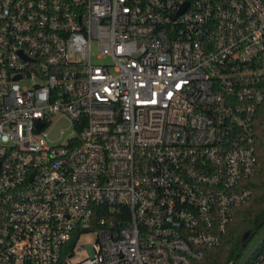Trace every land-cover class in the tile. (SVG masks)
Returning <instances> with one entry per match:
<instances>
[{
    "label": "built area",
    "instance_id": "2783aa9c",
    "mask_svg": "<svg viewBox=\"0 0 264 264\" xmlns=\"http://www.w3.org/2000/svg\"><path fill=\"white\" fill-rule=\"evenodd\" d=\"M262 105L264 0H0V264H196Z\"/></svg>",
    "mask_w": 264,
    "mask_h": 264
},
{
    "label": "trees",
    "instance_id": "16d2710c",
    "mask_svg": "<svg viewBox=\"0 0 264 264\" xmlns=\"http://www.w3.org/2000/svg\"><path fill=\"white\" fill-rule=\"evenodd\" d=\"M254 146L257 163L254 176L249 180L253 189L251 198L233 210L232 221L227 232L217 246L205 249V256L196 264H235L241 259L250 243L264 228V105L255 114ZM123 218H128V210L123 208ZM105 205L94 207V218H110Z\"/></svg>",
    "mask_w": 264,
    "mask_h": 264
},
{
    "label": "water",
    "instance_id": "95a60500",
    "mask_svg": "<svg viewBox=\"0 0 264 264\" xmlns=\"http://www.w3.org/2000/svg\"><path fill=\"white\" fill-rule=\"evenodd\" d=\"M67 122L64 119H60L54 128L50 131L49 136L54 139L59 136V131L62 127H65ZM264 242V228L259 232V234L254 238V240L250 243L248 248L243 253L241 259L237 264H245L249 258L255 253V251L259 248V246Z\"/></svg>",
    "mask_w": 264,
    "mask_h": 264
},
{
    "label": "rangeland",
    "instance_id": "374dc122",
    "mask_svg": "<svg viewBox=\"0 0 264 264\" xmlns=\"http://www.w3.org/2000/svg\"><path fill=\"white\" fill-rule=\"evenodd\" d=\"M95 61H100V60H95ZM71 135V131L70 130H65L63 133V136L58 140L57 143H65L66 139ZM95 239V235L94 234H84L82 235L79 240L76 243V250L77 252L75 253L74 259H80L82 257H84L86 255V250L85 248L82 249H78V247L81 244H88V243H93Z\"/></svg>",
    "mask_w": 264,
    "mask_h": 264
}]
</instances>
